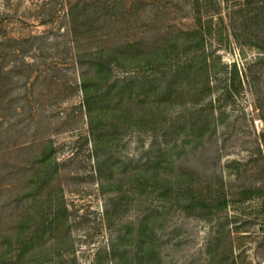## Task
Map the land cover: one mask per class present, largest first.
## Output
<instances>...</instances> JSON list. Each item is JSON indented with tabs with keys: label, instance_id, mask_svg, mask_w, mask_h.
<instances>
[{
	"label": "rangeland",
	"instance_id": "obj_1",
	"mask_svg": "<svg viewBox=\"0 0 264 264\" xmlns=\"http://www.w3.org/2000/svg\"><path fill=\"white\" fill-rule=\"evenodd\" d=\"M262 200L264 0H0V264H264Z\"/></svg>",
	"mask_w": 264,
	"mask_h": 264
},
{
	"label": "trees",
	"instance_id": "obj_2",
	"mask_svg": "<svg viewBox=\"0 0 264 264\" xmlns=\"http://www.w3.org/2000/svg\"><path fill=\"white\" fill-rule=\"evenodd\" d=\"M130 40V39H129ZM238 71L236 66H233V70L231 72V76H230V84L233 85L235 82L236 77H238ZM132 84H134V81H132L131 79L128 80L125 84L122 83L121 87L123 88H130V90L132 89ZM168 91V89H163L162 87L157 89L158 93H164ZM229 92L231 93V91L229 90ZM89 108V105H88ZM123 114V113H122ZM171 190H167L164 189L162 191V196L164 197V199H168V194L170 193ZM214 201H210L207 202L205 200H200V199H189L187 198L186 200H184V202L182 203V205L180 206L183 210V212L187 215H191L192 213H194L198 208H203L206 209L207 211L211 212L212 209L214 210V205H213ZM221 205L220 207H225L227 205V201L224 199L222 202L220 201ZM262 208L264 210V200H262ZM216 209L218 210L219 208L216 207ZM140 233H144L143 231H140ZM145 241H143L139 246H140V252H141V259L143 260L144 258L147 259L149 262L153 260V262H151L152 264H157L155 263V259H156V252H155V247L152 245H145Z\"/></svg>",
	"mask_w": 264,
	"mask_h": 264
}]
</instances>
